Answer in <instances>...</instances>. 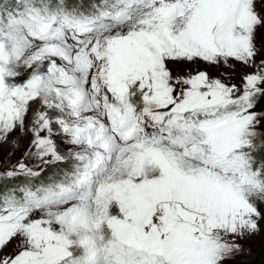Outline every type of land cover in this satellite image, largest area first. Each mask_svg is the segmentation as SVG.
Returning <instances> with one entry per match:
<instances>
[{
	"label": "snow or ice",
	"instance_id": "1",
	"mask_svg": "<svg viewBox=\"0 0 264 264\" xmlns=\"http://www.w3.org/2000/svg\"><path fill=\"white\" fill-rule=\"evenodd\" d=\"M257 2L0 0V145L31 135L0 264H236L264 237ZM198 62L253 71L170 67Z\"/></svg>",
	"mask_w": 264,
	"mask_h": 264
},
{
	"label": "rangeland",
	"instance_id": "2",
	"mask_svg": "<svg viewBox=\"0 0 264 264\" xmlns=\"http://www.w3.org/2000/svg\"><path fill=\"white\" fill-rule=\"evenodd\" d=\"M87 1H85L86 3ZM257 9L264 10V5H261L259 0L257 2ZM256 42L258 46H264V28L259 29L256 34ZM261 56H264V50L261 51ZM260 57H258L259 59ZM175 73H188V72H195L197 70H207L206 72L213 78H221L225 79L226 77L223 73H228L231 77V80L237 79L241 81L242 76L245 73L252 72V68H246L240 64H236L235 69L225 68L223 65L214 66V65H207L203 62H198L197 64H180V65H170ZM18 79L23 80L24 76L19 77ZM36 106L33 105V108ZM31 119V114H29V121ZM263 126V125H262ZM13 136L16 137L17 141L19 142L18 147H13L11 144H3L0 145V172L7 170L10 167L15 166L17 161L21 158L25 150L27 149L28 141L31 139V135L24 136L23 138L17 136L13 133ZM57 146L58 148L64 152L67 150L69 145H65L60 143V137H56ZM11 153V155H10ZM31 163V162H30ZM2 182L0 183V191H2L5 187L9 184L19 183L20 181H8L6 178H0ZM43 179V177H42ZM249 251L246 253L245 256L241 257L236 264H251L253 262H259L264 264V237L257 236L250 241L246 242ZM17 242L13 240L11 243L8 244L6 248H4L3 252L0 255L10 254L15 251Z\"/></svg>",
	"mask_w": 264,
	"mask_h": 264
},
{
	"label": "trees",
	"instance_id": "3",
	"mask_svg": "<svg viewBox=\"0 0 264 264\" xmlns=\"http://www.w3.org/2000/svg\"><path fill=\"white\" fill-rule=\"evenodd\" d=\"M87 1V0H85ZM207 71V70H206ZM225 82H230V83H234L235 80L237 79H234V80H228L227 77L224 79ZM239 81V80H238ZM240 82V81H239ZM236 84V83H235ZM239 85V84H237ZM261 110H264V101H261L258 105H257V111H261ZM264 126V125H263ZM257 158L260 159V158H264V150H261L259 152H257ZM64 167V165L62 164H55V165H50L47 170L43 173V178H50L52 175L56 174L58 169ZM10 181V180H8ZM13 181H19V180H12L11 182ZM2 182V180L0 179V183ZM251 264H262V263H259L258 261L257 262H253Z\"/></svg>",
	"mask_w": 264,
	"mask_h": 264
},
{
	"label": "clouds",
	"instance_id": "4",
	"mask_svg": "<svg viewBox=\"0 0 264 264\" xmlns=\"http://www.w3.org/2000/svg\"><path fill=\"white\" fill-rule=\"evenodd\" d=\"M206 71V70H205Z\"/></svg>",
	"mask_w": 264,
	"mask_h": 264
}]
</instances>
